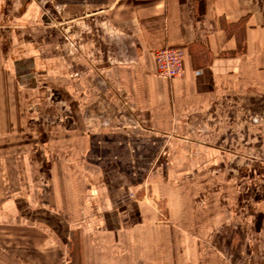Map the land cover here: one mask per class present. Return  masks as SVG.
I'll return each mask as SVG.
<instances>
[{
  "label": "crops",
  "instance_id": "0c3cea01",
  "mask_svg": "<svg viewBox=\"0 0 264 264\" xmlns=\"http://www.w3.org/2000/svg\"><path fill=\"white\" fill-rule=\"evenodd\" d=\"M166 48L184 51L180 79L156 75ZM93 93L207 170L132 183L89 135ZM263 115L264 0H0V232L79 231L78 264H264Z\"/></svg>",
  "mask_w": 264,
  "mask_h": 264
},
{
  "label": "rangeland",
  "instance_id": "374dc122",
  "mask_svg": "<svg viewBox=\"0 0 264 264\" xmlns=\"http://www.w3.org/2000/svg\"><path fill=\"white\" fill-rule=\"evenodd\" d=\"M101 8L92 7L86 14L96 12ZM61 24L57 25V29L63 32L64 25ZM67 42L68 47L73 52L75 62L78 63L80 68L81 61H86L87 59L84 52V42L81 37H73V40L68 37ZM77 74L79 73H75L74 77H77ZM95 94L93 93V97H91L92 95L90 96L88 103L84 102L89 110L97 116L87 121L88 129L90 130L89 135L96 136V138L105 142L106 153H115L118 158H121V172L129 176L132 183L136 184L142 180L143 183L145 181V184L148 183L151 186L153 183L162 181L169 185L170 188L180 190V176H192L195 172L199 171V173H202L204 169L207 170L206 166L195 165L192 162L191 158L194 155L191 150L186 151L183 155L189 160L188 165H182L180 160L182 151H180V142H178L176 134L172 136V139H174H170L168 144L166 135L149 134V132L145 131L143 123H133V120L128 119L126 116H121V113L120 115L117 112L116 114H111L112 109H110V106L119 112L123 111L121 109L127 110L123 104L118 107L117 103L113 105L114 103L109 102L107 103L109 108L105 107L106 110L100 107L99 103L101 102L95 100ZM104 110L106 112L102 113ZM99 115H102V117H99ZM251 120L252 118L249 119L248 125H255ZM258 121L257 125L264 131V115ZM171 141L176 142L172 144L173 142ZM125 142L126 145H124ZM117 143L124 145L125 148L118 147ZM133 158L137 159L136 170L129 172L128 162L129 159L133 160ZM222 168L217 166V170H222ZM212 173H215V171H212ZM132 174L134 176L131 177ZM155 210L158 213L159 222L169 227L170 237H180V226L178 223L169 220L166 206L158 207ZM49 216L51 218L50 222L56 215ZM68 232L65 235L63 229H55V227L52 230L40 232L27 229H9L7 232H0V239H3V242L5 239L7 240L6 246H0V253L8 255V264H78L81 235L79 231L75 230ZM239 248L236 247L235 249L238 250ZM117 251L119 254L127 253V249L122 246L118 250L117 248L115 249V254L118 256Z\"/></svg>",
  "mask_w": 264,
  "mask_h": 264
},
{
  "label": "built area",
  "instance_id": "2783aa9c",
  "mask_svg": "<svg viewBox=\"0 0 264 264\" xmlns=\"http://www.w3.org/2000/svg\"><path fill=\"white\" fill-rule=\"evenodd\" d=\"M156 75L169 81L183 76L184 51L182 48H166L154 52Z\"/></svg>",
  "mask_w": 264,
  "mask_h": 264
}]
</instances>
